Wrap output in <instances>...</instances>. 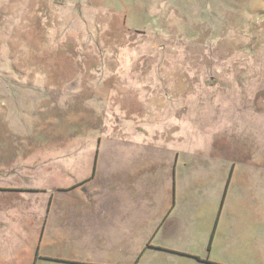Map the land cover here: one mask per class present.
<instances>
[{
	"label": "rangeland",
	"instance_id": "obj_1",
	"mask_svg": "<svg viewBox=\"0 0 264 264\" xmlns=\"http://www.w3.org/2000/svg\"><path fill=\"white\" fill-rule=\"evenodd\" d=\"M129 111L162 126L148 153L189 156L180 188L224 191L237 151L264 193V0H0V180L48 188L65 156L80 175V144L114 156ZM15 246L0 227V252Z\"/></svg>",
	"mask_w": 264,
	"mask_h": 264
},
{
	"label": "crops",
	"instance_id": "obj_2",
	"mask_svg": "<svg viewBox=\"0 0 264 264\" xmlns=\"http://www.w3.org/2000/svg\"><path fill=\"white\" fill-rule=\"evenodd\" d=\"M137 112H125L134 117L123 124L119 150L106 161L98 134L80 144L76 165L82 172L76 178L65 156L44 167L52 172L48 188L21 175L0 180V227L11 245L16 242L13 251L0 252V264H143L148 254L173 264L263 263L258 201L264 193L252 181L248 156L232 155L224 191L201 186L192 175L180 188L176 171L189 156L157 155L153 148L148 153L145 145L160 142L162 126ZM147 130L155 133L151 141L143 140ZM193 157L191 152V173L199 163ZM100 249L107 255L94 261ZM119 258L128 262L115 263Z\"/></svg>",
	"mask_w": 264,
	"mask_h": 264
},
{
	"label": "trees",
	"instance_id": "obj_3",
	"mask_svg": "<svg viewBox=\"0 0 264 264\" xmlns=\"http://www.w3.org/2000/svg\"><path fill=\"white\" fill-rule=\"evenodd\" d=\"M211 239H212V238H210V241H209V246H210V243H211ZM208 248H209V247H208Z\"/></svg>",
	"mask_w": 264,
	"mask_h": 264
}]
</instances>
